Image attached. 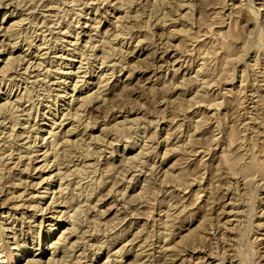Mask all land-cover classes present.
I'll return each instance as SVG.
<instances>
[{
	"label": "rangeland",
	"instance_id": "obj_1",
	"mask_svg": "<svg viewBox=\"0 0 264 264\" xmlns=\"http://www.w3.org/2000/svg\"><path fill=\"white\" fill-rule=\"evenodd\" d=\"M81 103L78 120L63 118ZM0 109V222L10 226H0V264H32L35 254L42 264H264V0H0ZM82 130L85 142L100 138L91 160L100 183L82 188L84 227L50 233L51 208L27 207L56 171L40 169L41 153L55 137L83 141ZM33 140L43 149L23 171L17 150ZM51 192L34 199L45 207Z\"/></svg>",
	"mask_w": 264,
	"mask_h": 264
},
{
	"label": "bare ground",
	"instance_id": "obj_2",
	"mask_svg": "<svg viewBox=\"0 0 264 264\" xmlns=\"http://www.w3.org/2000/svg\"><path fill=\"white\" fill-rule=\"evenodd\" d=\"M163 2V1H162ZM242 3V2H241ZM240 4V3H239ZM129 5V4H128ZM164 5V4H163ZM184 5H186V4H184ZM195 6V5H194ZM65 11V10H64ZM168 13V12H167ZM169 14V13H168ZM247 14V13H246ZM260 14V13H259ZM79 15V14H78ZM214 15V14H213ZM163 16V15H162ZM170 16V15H169ZM164 17V16H163ZM21 19V18H20ZM166 19V18H165ZM164 19H162V21H163ZM178 20V19H177ZM166 21V20H165ZM164 21V22H165ZM205 21V20H204ZM16 22V21H15ZM18 22V21H17ZM160 22H161V20H160ZM21 23V22H20ZM165 24V23H164ZM202 24V23H201ZM162 25V24H161ZM76 28V27H75ZM206 28V27H205ZM206 29H208V28H206ZM176 30V29H175ZM178 30H180V29H178ZM182 30H185V29H182ZM181 30V31H182ZM218 30V29H217ZM187 31V30H186ZM186 31H184V33L186 32ZM226 31V30H225ZM170 33H171V31H169ZM175 32V31H174ZM183 32V31H182ZM203 32V31H202ZM187 33V32H186ZM185 33V34H186ZM201 33V32H200ZM121 34V33H120ZM169 34V33H168ZM173 35H175L176 34V32L175 33H172ZM184 34V35H185ZM183 35V36H184ZM106 36V35H105ZM187 37V36H186ZM195 37V36H194ZM193 37V38H194ZM197 38H199V37H196V39ZM181 39H184V37L183 38H181ZM189 39V38H188ZM56 40V39H55ZM131 40V39H130ZM107 41V40H106ZM49 42V41H48ZM110 42V41H109ZM97 43V42H96ZM112 42H110L109 43V45H112L111 44ZM226 43V42H225ZM91 44V43H90ZM108 44V43H107ZM87 45V44H86ZM43 46V45H42ZM39 47V46H38ZM99 47V46H98ZM216 47V46H215ZM41 48V47H40ZM108 49H110V48H108ZM211 49V48H210ZM95 51V50H94ZM116 51V50H115ZM216 51V50H215ZM80 53V52H79ZM82 53V52H81ZM92 53V52H91ZM110 54H111V51H110ZM109 53H107L106 52V55H105V61L103 60V62H106L108 59H110V58H113V56L112 55H114V54H112V55H110ZM226 54V53H225ZM87 55V54H86ZM200 55V54H199ZM205 55V54H204ZM89 56V55H88ZM103 56H104V54H103ZM112 56V57H111ZM116 56V55H115ZM203 56V55H202ZM11 57V56H10ZM84 57V56H83ZM228 57V56H227ZM244 57V56H243ZM90 58V57H89ZM178 58V57H177ZM15 59V58H14ZM97 59V58H96ZM111 60V59H110ZM120 60V59H119ZM220 60V59H219ZM254 60V59H253ZM7 62V61H6ZM108 62H110V61H108ZM116 62V61H115ZM208 62V61H207ZM12 64V63H11ZM255 64V63H254ZM5 65V64H4ZM112 65V64H111ZM199 68V67H198ZM8 69V68H7ZM200 69V68H199ZM220 69V68H219ZM78 71V70H77ZM220 71V70H219ZM24 72V71H23ZM256 72V71H255ZM69 75V74H68ZM182 75V74H181ZM7 77V76H6ZM181 79V78H180ZM108 80V79H107ZM241 81V80H240ZM75 82V81H74ZM212 82V81H211ZM75 85V84H74ZM77 85V84H76ZM209 85V84H208ZM74 87V86H73ZM79 87V86H78ZM199 87V86H198ZM77 88V87H76ZM27 89V88H26ZM80 89V88H79ZM73 90H76L75 89V87H74V89ZM28 91V90H27ZM203 93V92H202ZM67 95V94H66ZM77 96V95H76ZM79 97V96H78ZM210 97V96H209ZM229 97V96H228ZM88 98V97H87ZM20 99V98H19ZM23 99V98H22ZM207 99H209V98H207ZM230 100V99H229ZM235 100V99H234ZM86 101V100H85ZM88 102V101H87ZM205 102V101H204ZM207 102V101H206ZM232 102V101H231ZM11 103V101H10V99H8V100H6L5 102H4V106H10L9 104ZM15 103V102H14ZM13 103V104H14ZM225 103V102H224ZM18 105V104H17ZM83 105V103H81L80 105H78V107H77V109L74 111V112H70V114L69 113H67V114H64L63 115V118H66L68 115L71 117V118H73L74 119V122H75V120L81 115V113H80V111H79V106H82ZM215 105V104H214ZM217 107V106H216ZM8 108V107H7ZM21 108V107H20ZM85 108H86V106H85ZM5 109V108H4ZM84 109V108H83ZM1 110V109H0ZM29 110V109H28ZM4 111H6V110H4ZM10 111H12L13 112V110L11 109ZM17 111V110H16ZM1 112H3L2 110H1ZM7 112V111H6ZM17 113V112H16ZM83 113V112H82ZM2 114V113H1ZM12 114V113H11ZM16 115V114H15ZM18 115V114H17ZM16 115V116H17ZM8 116V115H7ZM19 116H20V114H19ZM254 116V115H253ZM10 117H11V115H10ZM9 117V118H10ZM13 117H14V115H13ZM28 117V116H27ZM15 118V117H14ZM12 119V120H15V119ZM253 118V117H252ZM255 118V117H254ZM88 119V118H87ZM17 120V119H16ZM63 120V119H62ZM78 120V119H77ZM92 120V119H91ZM254 120V119H253ZM73 121V120H72ZM206 121V120H205ZM22 122V121H21ZM62 122V121H61ZM72 123V122H70V123H72V125L70 126V127H68V129L67 130H65L66 131V135H69V133L71 134L72 133V130H76V128H75V126H73L75 123ZM79 122V121H78ZM85 122V121H84ZM17 123V122H16ZM15 123V124H16ZM86 123V122H85ZM88 123V122H87ZM13 124H14V122H13ZM89 124L90 123H88L87 125H86V127H88L89 126ZM92 124V123H91ZM95 124V123H94ZM93 125V124H92ZM114 125V124H113ZM126 125V124H125ZM14 126V125H13ZM12 126V129H11V131H10V129H9V131L11 132L10 134H9V136H12V137H14V136H19V134H21L20 132H19V134H14V130H15V126L13 127ZM94 126V125H93ZM77 127V126H76ZM201 127V126H200ZM123 128V127H122ZM26 129V128H25ZM83 129V128H82ZM118 129V128H117ZM54 130V129H53ZM14 131V132H13ZM84 130H82V132H79L80 133V135L79 136H81V137H79L78 139H80V140H83V141H79V140H75V142L73 141H70L71 139H69L68 137L67 138H65V137H63L62 139H58V138H54L52 141H50L49 142V147H48V145H46L45 146V150L44 151H42V153L41 154H43V156H44V166H39L40 167V169H45L46 167L48 168V166H51V167H53L54 165L56 166V168H55V170L56 171H54V170H50V172H48L49 173V175L47 176V177H44L43 179H41V181L38 183V185L39 184H42V182H44V185L42 186V190H41V194L42 195H35V194H33L32 193V198H30L31 200L29 201V204H28V206L27 207H31L33 210H34V208H36V210H47V209H49V208H51V210H52V212H53V215H52V227H55V228H52V230L50 229V233L52 232L53 233V231L55 232V229L56 228H58V227H61V224H63V223H67V224H70L68 227H70L71 228V232H75V234H76V232H77V230H78V228H81V227H84V222H85V220L87 221V218H88V216H89V214L88 213H90L89 211H91V210H87V208H85L86 207V205H85V203L88 201V200H90V198L89 197H87L85 194L86 193H84V192H86L85 190L83 191L82 190V188H86V187H88V186H90L91 184H92V177H93V175L97 172V167H96V163H95V161H91V160H95L96 159V157H97V155H98V153L101 151V150H99L98 148L100 147L99 145H97L98 143H100L101 141H100V138L99 139H95L94 137H91L92 139H90V141L91 142H85V138H84V135H81V134H83L84 132H83ZM247 131V130H246ZM22 132V135H23V133L24 132H26L25 130L24 131H21ZM106 132V131H105ZM104 132V133H105ZM108 132V131H107ZM127 132V131H126ZM145 132V131H144ZM50 133H52V135H53V132L51 131ZM103 133V132H102ZM2 134V133H1ZM7 134V133H6ZM64 134H65V132H64ZM155 134V133H154ZM248 134V133H247ZM251 134V133H250ZM28 135H30V134H28ZM28 135H26V136H28ZM45 134H43V136H44ZM76 135V134H75ZM89 135V134H88ZM96 135V134H95ZM103 135V134H102ZM118 135V134H117ZM245 135V134H244ZM24 136V135H23ZM25 136V137H26ZM42 136V135H41ZM58 136V135H57ZM64 136V135H63ZM4 137V136H3ZM6 137H8V135L6 136ZM29 137V136H28ZM27 137V138H28ZM37 137V136H36ZM96 137V136H95ZM101 137V136H100ZM103 137H104V135H103ZM124 137H126V136H124ZM9 138H11V137H9ZM21 138V137H20ZM24 138V137H23ZM22 138V139H23ZM26 138V139H27ZM60 138V137H59ZM89 138V137H88ZM132 138V137H131ZM215 138V137H214ZM12 139V138H11ZM37 139V138H36ZM42 139H46V137L44 136ZM240 139V138H239ZM5 140H6V138H5ZM13 140V139H12ZM3 141V140H2ZM8 141H9V139H8ZM7 141V142H8ZM16 140L14 139V142H15ZM88 141H89V139H88ZM197 141V140H196ZM4 142H6V141H4ZM4 142H3V144H4ZM10 142V141H9ZM6 143L7 144V148L5 149L4 148V151H3V153L6 155V159H8V161L9 162H11L10 160H12V158L14 157L13 156V153L12 152H10V153H8V154H6L7 152H9V151H11V149L13 148V145H15V144H13L12 142H10V143ZM32 142H34V145H32V144H29L28 142H27V145H25V144H23V145H21V147H18V152H17V157H16V159L18 160V162L16 161L15 163H18V164H20V166L21 165H23L24 167H23V171L24 170H28L29 168H30V164H31V160H32V153L33 152H38V151H40V150H42L43 148H34L35 146H38L37 144L35 145V143H37L36 141H32ZM84 142V143H83ZM102 142H103V140H102ZM16 143H18L17 141H16ZM86 143H88V144H86ZM109 143V142H108ZM261 143V142H260ZM2 144V145H3ZM94 144V145H93ZM103 144V143H102ZM199 144V143H198ZM142 145V144H141ZM85 146H87V148L89 149V150H86L84 147ZM103 146V145H102ZM101 146V147H102ZM25 147V148H24ZM3 147H1V149H2ZM24 149V150H23ZM54 150V152L53 151H51V154H52V160L51 161H48L49 159H48V157H49V154H50V150ZM90 150H92V152L90 151ZM204 150V149H203ZM2 151V150H1ZM13 151V150H12ZM145 151V150H144ZM14 152H15V150H14ZM41 152V151H40ZM232 152H233V150H232ZM0 153H2V152H0ZM39 153V152H38ZM140 153V152H139ZM139 153H137L138 155H139ZM142 153V152H141ZM197 153V152H196ZM242 153V152H241ZM50 154V155H51ZM147 154V153H146ZM229 154V153H228ZM4 155V156H5ZM143 155V154H142ZM3 156V157H4ZM144 156V155H143ZM232 157V156H231ZM261 157V156H260ZM36 158H38V157H36ZM141 158V157H140ZM139 158V159H140ZM143 159V158H142ZM145 159V158H144ZM1 160V159H0ZM13 161H15V159L13 160ZM137 161V160H136ZM5 162V161H4ZM77 162V163H76ZM97 162V161H96ZM247 162H248V160H247ZM250 162V161H249ZM12 164H13V162H11ZM127 163V162H126ZM125 163V164H126ZM145 163V162H144ZM151 163V162H150ZM201 163V162H200ZM8 164V162H5V163H3V165H7ZM51 164V165H50ZM64 165V166H62L61 167V165ZM135 164V163H134ZM138 164V163H137ZM195 164V163H194ZM249 164V163H248ZM1 165V164H0ZM14 165V164H13ZM144 165V164H143ZM151 166V165H150ZM230 166V165H229ZM1 167V166H0ZM8 167V166H7ZM13 167V166H12ZM50 167V168H51ZM65 168V171L63 172L62 170V168ZM71 167H73V168H71ZM241 167V166H240ZM239 167V168H240ZM2 168V167H1ZM0 168V169H1ZM6 168V167H5ZM14 168V167H13ZM134 168H135V166H134ZM136 168H138V166L136 167ZM236 168V167H235ZM18 169V168H17ZM37 169V168H36ZM139 169H141V168H139ZM6 170V169H5ZM22 170V169H21ZM20 170V171H21ZM30 170V169H29ZM136 170V169H135ZM142 170V169H141ZM200 170V169H199ZM230 170V169H229ZM140 171V170H139ZM232 171V170H231ZM237 171V170H236ZM238 171H239V169H238ZM237 171V172H238ZM22 172V171H21ZM141 172V171H140ZM240 172V171H239ZM23 173V172H22ZM82 173H88L87 175L88 176H86L85 177V179L87 178V177H89L90 178V180H88V181H86L85 180V183L84 182H81L80 180V175L82 174ZM231 173H233V171L231 172ZM246 173V172H245ZM255 173V172H254ZM257 173V172H256ZM5 174V173H4ZM20 174V173H19ZM90 174H92V175H90ZM230 174V173H229ZM241 174V173H240ZM253 174V173H252ZM105 175V174H104ZM201 175H203V174H201ZM228 175V174H227ZM235 176L237 175L238 176V174L237 173H235L234 174ZM246 175H248V173H246ZM255 175V174H254ZM45 176V175H44ZM56 176H58V179L56 180ZM125 176V175H124ZM138 176V175H137ZM241 176V175H240ZM242 176H244V175H242ZM251 177L252 179L254 178L253 176H251V175H248V176H245V177ZM1 177H2V175H0V180H1ZM70 177V178H69ZM199 177H201V176H199ZM3 178V177H2ZM4 178H6V177H4ZM94 178V177H93ZM96 178V177H95ZM94 178V179H95ZM101 178V177H100ZM133 178V177H132ZM242 178V177H241ZM246 178V179H247ZM97 179V178H96ZM102 179V178H101ZM136 179V178H135ZM199 179V178H198ZM24 180V179H23ZM23 180H22V178L20 179V181H18V185H20L21 183H23ZM66 180V181H65ZM98 180L99 179H97V182H98ZM131 180V179H130ZM242 180V179H241ZM247 181V180H246ZM250 181V180H249ZM26 182V181H25ZM54 182H57V189H55V190H51V189H53V184H54ZM102 182V181H101ZM236 182V181H235ZM244 182V181H243ZM248 182V181H247ZM258 182V181H257ZM98 183H100V182H98ZM17 184H15V185H17ZM102 184V183H101ZM144 184V183H143ZM245 184V183H244ZM29 185V184H28ZM85 185V186H84ZM96 185H99V184H96ZM247 185V184H246ZM71 186V187H70ZM93 186V185H92ZM215 187V186H214ZM248 187V186H247ZM246 187V188H247ZM10 188H13V186H10ZM25 188V187H24ZM71 188V189H70ZM71 190V192H72V195L74 196V198H76L77 199V203L76 204H78V206L77 207H75V208H72L66 201H64V199H63V194L65 193V194H67L66 193V191H70ZM93 189H96L95 187L93 188ZM26 190H27V188H26ZM87 190V189H86ZM142 190V189H141ZM244 190V189H243ZM51 192V191H53V192H51L52 193V197H51V201H50V203L47 205V206H42L41 205V202L39 201V199H34L35 197H39L40 199H44L45 198V196H46V194H47V192ZM123 191V190H122ZM159 191V190H158ZM250 191V190H249ZM24 191H22V192H20L19 194H18V196L17 197H23L24 198V196L22 195V193H23ZM236 192V191H235ZM93 193V192H92ZM239 193H241V192H239ZM244 193V192H243ZM13 194H16V193H14V190L13 191H10V192H8V194L6 195V197H5V200H4V204H5V201H7L8 199H11V198H13L15 195H13ZM58 194V195H57ZM249 194V193H248ZM20 195V196H19ZM68 195V194H67ZM93 195V194H92ZM91 195V196H92ZM243 195H245V194H243ZM247 195V194H246ZM252 195V194H251ZM70 196H71V194H70ZM237 196V195H236ZM118 197V196H117ZM239 198H240V196H238ZM250 197V196H249ZM23 198H21V199H23ZM242 198V197H241ZM17 199V198H16ZM72 200H73V198H71ZM251 199V198H250ZM26 200V199H25ZM147 200V199H146ZM232 200V199H231ZM234 200V199H233ZM240 200H242V199H240ZM239 200V201H240ZM238 201V200H237ZM249 201V200H248ZM247 201V202H248ZM75 202V201H74ZM91 202V201H90ZM148 202V201H147ZM242 201H240V203H241ZM244 202V201H243ZM245 202H246V199H245ZM15 203V202H14ZM141 203V202H140ZM239 203V204H240ZM3 204V203H2ZM23 205L25 204V202L24 203H22ZM22 204H17L18 206L20 205V206H23ZM72 204V203H71ZM90 204H92L90 207H91V209L93 208V211H94V209H95V206H97L96 205V202L93 204L92 202L90 203ZM139 204V203H138ZM225 204H226V202H225ZM50 205V206H49ZM87 205H89V203L87 204ZM236 205V204H235ZM119 206V205H118ZM139 206V205H138ZM237 206V205H236ZM256 206V205H255ZM9 207V206H8ZM15 207V206H14ZM238 207V206H237ZM236 208V207H235ZM252 208V207H251ZM260 208V207H259ZM11 209H12V207H11ZM239 209V208H238ZM240 209H241V207H240ZM180 210V209H179ZM235 210H237V209H235ZM235 210H232V212L233 211H235ZM242 210V209H241ZM248 210H250V209H248ZM42 211V212H43ZM134 211V210H133ZM238 211V210H237ZM236 212V211H235ZM239 212V211H238ZM237 212V213H238ZM241 212V211H240ZM242 212H245V210L244 211H242ZM247 212V211H246ZM4 212H2V213H0V216L2 217ZM8 214H10L9 212H7ZM13 213V212H12ZM180 213V212H179ZM233 214H235V213H233ZM240 214V213H239ZM245 214V213H244ZM7 215V214H6ZM13 214H11V216H12ZM15 215V214H14ZM97 215V214H96ZM237 215V214H236ZM10 216V215H9ZM16 216V215H15ZM92 216V215H91ZM138 216H140L139 214H138ZM235 216V215H234ZM146 217V216H145ZM243 217V216H242ZM3 218H4V216H3ZM23 218H25V217H23ZM235 219H237V217L235 218ZM252 219V218H251ZM21 220V219H20ZM100 219H98V221H99ZM239 220V219H238ZM238 220H237V222H238ZM244 220H245V218H244ZM43 221V220H42ZM41 221V224L43 223ZM105 221V220H104ZM240 221H242L241 219H240ZM239 221V222H240ZM92 222H93V220H92ZM95 222V221H94ZM101 222V221H100ZM99 222V223H100ZM227 222V221H226ZM237 222H235V223H237ZM122 223V222H121ZM234 223V222H233ZM241 223V222H240ZM240 223H238V224H240ZM242 223H244V222H242ZM241 223V224H242ZM40 224V225H41ZM248 224V223H247ZM85 225H88V224H85ZM92 225V224H91ZM99 225V224H98ZM226 225V224H225ZM0 226L1 227H10V226H6L5 225V223L4 222H0ZM227 226V225H226ZM240 226V225H239ZM13 227V226H12ZM30 227V226H29ZM40 227V226H39ZM63 227V226H62ZM87 227V226H86ZM92 227H93V225H92ZM96 227H97V225H96ZM241 227L242 226H240V227H231L230 228V230H231V232H232V235H234V237L232 238L233 239V241L235 240V242L237 243V241L236 240H238L239 239V233H240V231H241ZM252 227V226H251ZM225 228V227H224ZM248 228V227H247ZM3 229H5V228H3ZM2 229V230H3ZM7 229V228H6ZM8 229H10V228H8ZM12 229V228H11ZM170 229V228H169ZM243 229V228H242ZM255 229V228H254ZM66 231V230H65ZM95 231V230H94ZM144 231V230H143ZM5 232V231H4ZM22 232V230L20 229V233ZM40 232V231H39ZM152 232V231H151ZM242 232V231H241ZM243 232H244V230H243ZM13 234H12V237H13V239L15 240V241H17L16 242V244L17 245H19L18 244V239H17V236H19V233H18V230L16 231V230H13V232H12ZM78 233V232H77ZM84 233V232H83ZM172 233V232H171ZM86 234V233H85ZM240 234H242V233H240ZM25 235V234H24ZM82 236H84V235H82ZM171 236V235H170ZM226 236V235H225ZM224 236V237H225ZM1 237V236H0ZM10 237V236H9ZM51 237V236H50ZM157 237V236H156ZM241 237H243V236H241ZM20 238V237H19ZM21 238H22V236H21ZM66 238V235H65V233H61L59 236H58V238L57 239H55V240H52L51 238V245H54L55 243H60V242H64V239ZM82 238V237H81ZM113 238V237H112ZM12 239V240H13ZM164 239V238H163ZM258 239V238H257ZM240 240H241V238H240ZM239 240V241H240ZM1 241V240H0ZM11 241V240H10ZM76 241V240H75ZM106 241V240H105ZM238 241V242H239ZM15 243V242H14ZM74 243V242H73ZM85 243V242H84ZM169 243V242H168ZM252 243V242H251ZM254 243H255V241H254ZM63 244V243H62ZM56 245H58V244H56ZM55 245V246H56ZM166 245V244H165ZM164 245V246H165ZM15 246V245H14ZM62 246V245H61ZM83 246H84V244H83ZM16 247V246H15ZM18 247V246H17ZM124 247V246H123ZM235 247V246H234ZM236 247H237V245H236ZM9 248V247H8ZM13 248V247H12ZM56 248V250H57V248H59V247H55ZM239 248H241L240 246H239ZM244 248V247H243ZM246 248V247H245ZM16 249V248H15ZM223 249H225V248H223ZM234 249H236V248H234ZM257 249V248H256ZM12 251V250H11ZM239 251V250H238ZM36 252V251H35ZM56 252V251H55ZM63 252V251H62ZM230 252V251H229ZM65 253H67V252H65ZM142 253V252H141ZM226 253V252H225ZM240 253H243V252H240ZM54 254V251H53V253H52V255ZM71 254V253H70ZM120 254V253H119ZM239 254V253H238ZM247 254V253H246ZM1 255V254H0ZM17 255V254H16ZM36 255H38V254H35V256ZM41 255V254H40ZM235 255V254H234ZM243 255V254H242ZM32 257V258H30L29 260H28V262L30 263H32V264H42V257L40 256V257ZM122 256V255H121ZM239 256H241V255H239ZM66 257H68V256H66ZM70 257L71 256H69V259H70ZM120 257V256H119ZM145 257V256H144ZM235 257H236V255H235ZM244 257V256H243ZM246 257V256H245ZM230 258V257H229ZM240 258V257H239ZM0 259H1V262L2 261H4L5 260V256L4 255H1L0 256ZM14 259V258H13ZM138 259V258H137ZM242 259H244V258H242L241 257V260ZM246 259H247V257H246ZM53 260V257L51 256L49 259H48V261H52ZM237 260V259H236ZM240 260V261H241ZM80 261V260H79ZM142 261V260H141ZM238 261V260H237ZM77 262V261H76ZM140 262V261H139ZM239 262V261H238ZM255 262V261H254ZM49 263V262H48ZM141 263V262H140ZM139 264V263H138ZM143 264V263H142ZM145 264V263H144ZM241 264V263H240Z\"/></svg>",
	"mask_w": 264,
	"mask_h": 264
}]
</instances>
